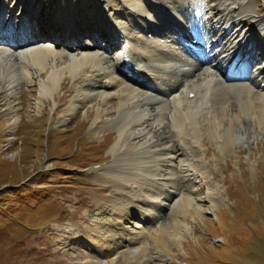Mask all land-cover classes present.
<instances>
[{"label":"bare ground","instance_id":"1","mask_svg":"<svg viewBox=\"0 0 264 264\" xmlns=\"http://www.w3.org/2000/svg\"><path fill=\"white\" fill-rule=\"evenodd\" d=\"M73 1L63 9L59 0H0L1 25L18 30L21 39L30 33L33 37L17 40L15 47L7 37L1 38L0 89L16 100L27 81L38 89L34 103L38 108L46 106L45 99L51 97L57 110V94L68 75L75 95L64 112L69 116L84 107H97L95 133L111 128L118 140L111 149L114 161L104 170L111 175V196L108 202L98 200L95 216L107 234L103 236L114 239L93 250L118 246L129 250L130 245H142L144 223H149L150 214V223L178 212L187 215L198 201L211 197L206 201L216 210L219 191L200 175L208 166L202 140L211 136L225 150L252 141L253 132L241 119L258 120L259 127L264 126V62H259L264 56V16L258 15L254 0H119L116 5V0H97L95 10H85L79 0ZM198 14L202 15L200 26L195 24ZM175 22L189 35L207 28L192 37L207 53L215 51V59L205 62L202 55L192 60L187 51L178 49ZM64 31L72 32L70 39L64 38ZM60 41L67 42L62 49ZM249 51L257 52V75L236 83L239 79L229 78L223 64L231 65ZM125 58L135 63L139 76L147 81L122 76ZM113 95L118 98L116 105L110 101ZM234 106L241 113H234ZM184 170L188 174H183ZM124 178L133 182L131 195L141 189L138 200L147 201L149 208L124 200ZM201 183L208 184L209 195L194 199ZM165 205L169 211L159 213L157 207ZM194 211L200 213L201 208ZM162 228L169 227L164 224ZM82 236L79 229L69 234L71 242L78 244ZM165 236L164 243H170L169 235ZM164 256L171 259L172 254L158 252L154 258L162 260Z\"/></svg>","mask_w":264,"mask_h":264},{"label":"rangeland","instance_id":"2","mask_svg":"<svg viewBox=\"0 0 264 264\" xmlns=\"http://www.w3.org/2000/svg\"><path fill=\"white\" fill-rule=\"evenodd\" d=\"M59 1L63 9L74 3ZM254 1L258 15L264 16V0ZM96 2L79 0L85 10H95ZM66 77L67 83L57 94V110L51 97L38 108L34 104L38 89L27 81L16 100L0 89V264H264V126L249 118L241 119L253 132L249 143L224 150L211 136L202 140L208 166L200 175L219 191L218 216L209 213L213 209L203 200L193 207H200V213L194 209L185 216L178 212L154 223L150 214L149 223H144L142 247L93 250L114 239L103 236L107 234L95 216L98 200L108 202L113 189L111 175L104 170L114 161L111 149L118 135L111 128L95 133L97 107H84L69 116L64 112L75 95L72 79ZM110 101L116 105L118 98L113 95ZM237 107L234 113L238 115ZM185 170L183 174H188ZM124 181V200L149 208L147 201L138 200L141 189L131 195L133 182ZM204 190L193 198L203 197ZM166 210L167 205L158 208L162 214ZM164 224L169 228H162ZM77 229L83 234L79 244L69 238ZM163 235H169L170 243H164ZM158 252L172 254V260L155 259Z\"/></svg>","mask_w":264,"mask_h":264}]
</instances>
